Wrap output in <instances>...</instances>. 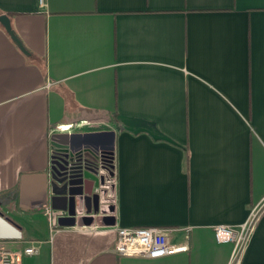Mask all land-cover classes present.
<instances>
[{
	"label": "crops",
	"instance_id": "1",
	"mask_svg": "<svg viewBox=\"0 0 264 264\" xmlns=\"http://www.w3.org/2000/svg\"><path fill=\"white\" fill-rule=\"evenodd\" d=\"M0 15L27 51L0 23V210L22 234L0 248L37 246L22 264H231L213 228L264 199V0H0ZM58 127L115 133L111 225H60L51 189L33 206L38 180L22 203ZM139 227L190 250L116 255L117 229ZM240 264H264V213Z\"/></svg>",
	"mask_w": 264,
	"mask_h": 264
},
{
	"label": "water",
	"instance_id": "2",
	"mask_svg": "<svg viewBox=\"0 0 264 264\" xmlns=\"http://www.w3.org/2000/svg\"><path fill=\"white\" fill-rule=\"evenodd\" d=\"M0 23L21 50L27 53L12 28L10 17L0 15ZM122 122L130 128H148L147 124L138 121L122 119ZM114 138L113 131L55 134L53 136L54 146L72 158V171L67 172L63 168L54 166L49 175L23 177L21 181L22 203L25 205L30 203L33 183L38 180L39 184L41 183L40 198L33 206L47 205L51 189L53 200L62 202L60 207L52 204V209L59 210L62 215H68V217L59 219L60 225L88 226L95 222H105V225H111L107 221L113 220L115 215L114 186L107 185L109 179L106 167L102 164L99 166L97 162L100 160L103 163V161H109L110 157L113 158ZM110 175L113 176V173L110 172ZM21 238L19 227L0 210V240Z\"/></svg>",
	"mask_w": 264,
	"mask_h": 264
},
{
	"label": "built area",
	"instance_id": "3",
	"mask_svg": "<svg viewBox=\"0 0 264 264\" xmlns=\"http://www.w3.org/2000/svg\"><path fill=\"white\" fill-rule=\"evenodd\" d=\"M40 4L44 5V0H40ZM91 126L110 128V125L104 120L98 123H89ZM55 129V133H62L59 129ZM71 130V129H69ZM68 131V130H67ZM106 162V163H105ZM99 160L97 164L106 167L108 183L107 185L114 186L113 202L115 205V156L109 158V161ZM50 172L52 167L63 168L65 171H72L73 162L69 154L62 153L54 146L53 138L50 146ZM113 173V176L110 175ZM63 173H65L63 171ZM67 175V174H66ZM60 213V212H59ZM264 213L263 201L253 207L248 218L244 223L238 226L217 225L214 229L216 241L220 244H231L233 252L231 264H240L241 258L247 245L253 236L261 217ZM52 217L55 218L54 212ZM58 216H56L57 218ZM59 217H68V215L59 214ZM170 231L159 227H139V228H118L117 241L114 253L120 257H140L145 259H159L190 250L189 245H176L170 240ZM1 241V240H0ZM39 253V248L35 245H29L24 248L23 252L15 253L3 248H0V264H22V257L34 256Z\"/></svg>",
	"mask_w": 264,
	"mask_h": 264
},
{
	"label": "flooded vegetation",
	"instance_id": "4",
	"mask_svg": "<svg viewBox=\"0 0 264 264\" xmlns=\"http://www.w3.org/2000/svg\"><path fill=\"white\" fill-rule=\"evenodd\" d=\"M81 134H83V133H81Z\"/></svg>",
	"mask_w": 264,
	"mask_h": 264
}]
</instances>
